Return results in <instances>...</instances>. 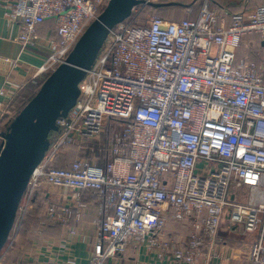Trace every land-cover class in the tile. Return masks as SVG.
<instances>
[{
  "label": "built area",
  "instance_id": "built-area-1",
  "mask_svg": "<svg viewBox=\"0 0 264 264\" xmlns=\"http://www.w3.org/2000/svg\"><path fill=\"white\" fill-rule=\"evenodd\" d=\"M108 1H5L6 18L19 25L20 50H41L42 39L49 47L30 80H5L0 118L26 85L42 82L65 61ZM160 1L143 0L109 31L79 83L75 105L57 120L29 178L18 221L45 185L71 191L76 202L50 203L45 215L65 224L74 208L78 220L86 191L101 214L87 264H107L128 244L157 247L178 264H210L216 254L205 250L221 240L226 215L228 226L246 237L247 264H264V46L258 64L236 57L244 36L259 34L264 41V4L250 14L228 13L212 0H199L194 19L152 14L139 23L142 8ZM46 20L54 23L50 36L39 33ZM108 126L113 130L106 140ZM67 145L87 154L68 167L54 166ZM169 218L188 223L187 235L165 238ZM15 237L1 249L0 264ZM20 264L57 263L25 256Z\"/></svg>",
  "mask_w": 264,
  "mask_h": 264
},
{
  "label": "crops",
  "instance_id": "crops-1",
  "mask_svg": "<svg viewBox=\"0 0 264 264\" xmlns=\"http://www.w3.org/2000/svg\"><path fill=\"white\" fill-rule=\"evenodd\" d=\"M5 1L0 0V89L4 86L5 80L11 78L17 84H24L34 75L37 68L42 65L49 45L41 40V50L27 48L20 50L16 40L19 32V25L15 21L6 18ZM8 1V0H7ZM232 4L237 10L247 14L263 5L264 0H223ZM228 13H232L225 5H221ZM233 10H236V9ZM53 21H47L39 29L42 36H47L48 27ZM30 85V84H28ZM26 85V87L28 86ZM25 87V88H26ZM1 98V97H0ZM63 167H68L71 161L59 162ZM42 192L46 195L49 203L64 205L67 207L76 206L75 197L71 191L57 186L45 185ZM84 193V194H83ZM81 201L86 206L80 209L79 219L75 220L76 211L73 210L69 222L61 224V229L53 234H47L42 238L34 239L31 243L24 242L22 256L35 258L41 262H56L66 264L68 259H73V264H87L89 254L93 251V245L98 238V222L101 216L99 204L96 197L90 192H82ZM228 218L222 219L220 228V241L211 244L208 251L216 254L210 264H247L243 240L246 237L239 235L235 229L228 226ZM74 226L75 232L70 233L69 228ZM189 231L188 223H177L169 218L165 228V238L180 240ZM222 235V237H221ZM225 239H224V238ZM18 240V239H17ZM20 249V248H18ZM107 264H178L174 259L157 247L148 248L146 244H128L125 252L117 257L108 260ZM184 264V263H180Z\"/></svg>",
  "mask_w": 264,
  "mask_h": 264
},
{
  "label": "water",
  "instance_id": "water-1",
  "mask_svg": "<svg viewBox=\"0 0 264 264\" xmlns=\"http://www.w3.org/2000/svg\"><path fill=\"white\" fill-rule=\"evenodd\" d=\"M143 0H109L77 40L65 61L39 85L26 104L1 132L0 251L17 218L29 178L50 145L57 120L66 116L79 95V83L92 66L109 31L124 21ZM159 7L169 3H152ZM264 46V41L262 42Z\"/></svg>",
  "mask_w": 264,
  "mask_h": 264
},
{
  "label": "trees",
  "instance_id": "trees-1",
  "mask_svg": "<svg viewBox=\"0 0 264 264\" xmlns=\"http://www.w3.org/2000/svg\"><path fill=\"white\" fill-rule=\"evenodd\" d=\"M179 1H185V2H179ZM161 3H169L173 2L174 4H164L159 7H153L151 5H146L142 9L146 10L147 8H154V9H172L173 7H181L184 8V12L186 13V17H183L181 19H194L200 9V1H194L192 5L187 0H162ZM227 1L223 0H212V5H225L226 8H229L232 13L238 12V10L230 3H226ZM191 7V11H187V6ZM236 10H233V9ZM160 15L166 17L163 15V13L159 12ZM180 19V20H181ZM47 21L52 20H46L43 22L42 25H44ZM54 30V23L50 24L48 27V33L47 36H50L53 34ZM262 41L259 34H250L246 35L242 38L241 44L236 50V57L237 58H245L248 61H252L255 63L260 62V56L256 54V49L262 48ZM246 48V49H244ZM41 81L38 82V84H30L28 85L20 94H18L15 99L12 102V106L8 108V110L4 113V115L0 118V134L2 131L5 130L6 126L9 124V122L12 120V118L17 114V112L26 104V102L31 98V96L35 93L37 88L39 87ZM113 128L111 126L107 127L106 134L104 135V138L107 140V138L110 136ZM56 134V131L51 132L50 134V140L54 137ZM2 138L0 136V142ZM87 154L86 150L79 151L75 145H67L63 152H60L54 159L53 164L54 166L62 165L59 162H68L73 161L78 156H84ZM84 192V191H83ZM84 194V193H83ZM50 203L48 202L46 195L41 190L37 191L32 201L29 205V207L26 209L24 215L22 216L19 226L16 231V241L17 239L20 240L22 237H24L23 241L25 243H29L30 241L38 238H42L43 236H48L47 234H54L55 231L61 229L62 225L60 223H57L56 221L52 220L50 217L45 215V210L48 207ZM228 222V221H227ZM178 223V222H177ZM220 233V231H219ZM220 236V235H219ZM222 237V235H221ZM28 238V239H27ZM224 238V237H223ZM226 238V237H225ZM224 238V239H225ZM32 239V240H29ZM27 241V242H26ZM24 242L22 245L24 246ZM14 250L12 252V255L9 256L7 263L5 264H20L23 262L24 257L22 256V248ZM19 247V246H18Z\"/></svg>",
  "mask_w": 264,
  "mask_h": 264
},
{
  "label": "rangeland",
  "instance_id": "rangeland-1",
  "mask_svg": "<svg viewBox=\"0 0 264 264\" xmlns=\"http://www.w3.org/2000/svg\"><path fill=\"white\" fill-rule=\"evenodd\" d=\"M179 2H185V1H179ZM183 9L184 8H181V7H173L172 9L170 8V9H166V10H163V9L160 10V9H154V8L153 9L152 8H147L146 10L142 9V14L139 15V18H138L139 21L138 22L139 23L145 22V16L146 15H152V14L158 15V16L162 17L163 19H166V20H180L181 18L187 16ZM159 12L160 13L162 12L163 15H165L166 17L160 15ZM244 49H246V48H244ZM259 51H260L259 49H256V54H258ZM225 217H226V215H225ZM18 224H19V221H18V217H17V219H16V221L14 223V226H13V228L11 230V235H10V238H9L6 246H8L9 243L13 240V238L15 236V233L17 231V228L19 226ZM23 238L24 237H22V239ZM22 239H21V241H22ZM29 240H32V239H29ZM31 242L32 241H30L29 243H31ZM21 246H22V242H20V240L15 241L9 247L8 253L4 257L5 259L3 261V264H5V262L7 263L9 256L12 255V252H14V250H16V249L18 250V248H20Z\"/></svg>",
  "mask_w": 264,
  "mask_h": 264
}]
</instances>
